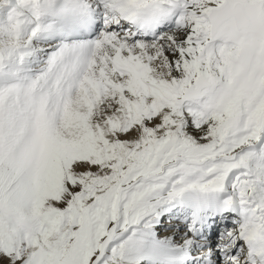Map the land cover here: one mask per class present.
<instances>
[{
    "label": "snow or ice",
    "instance_id": "6c2138e0",
    "mask_svg": "<svg viewBox=\"0 0 264 264\" xmlns=\"http://www.w3.org/2000/svg\"><path fill=\"white\" fill-rule=\"evenodd\" d=\"M0 264H264V0H0Z\"/></svg>",
    "mask_w": 264,
    "mask_h": 264
}]
</instances>
